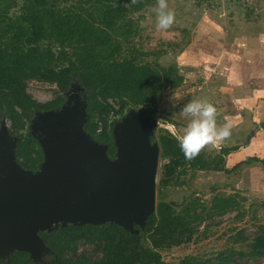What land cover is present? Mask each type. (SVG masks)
Listing matches in <instances>:
<instances>
[{
  "label": "trees",
  "instance_id": "16d2710c",
  "mask_svg": "<svg viewBox=\"0 0 264 264\" xmlns=\"http://www.w3.org/2000/svg\"><path fill=\"white\" fill-rule=\"evenodd\" d=\"M70 1L71 5L63 7L57 0H0V115L10 121L9 132L17 133L35 112L55 109L64 101L59 94L49 101L37 102L27 92L28 80L55 84L62 93L76 78L87 94L88 120L83 129L106 144L108 155L114 157L108 114L121 113L129 103L152 101L162 82L175 87L181 77L171 67L164 69L140 62L136 49L124 47L137 32L130 14L156 0ZM12 9L15 11L11 12ZM108 98L117 102V109ZM254 133L255 129L249 130L246 143ZM158 139L162 159L158 200L144 220L145 227L130 231L117 223L104 222L68 224L50 232L40 231L52 254L48 264H170L162 259L160 250L180 244L184 236L191 237L196 224L223 215L237 205L233 197L214 195L208 207L198 199L179 206L163 201L161 189L188 169L230 173L253 163L264 167L263 155L247 156L225 168L224 157L237 149L236 145L219 147L211 158L201 149L188 159L171 132L159 135ZM15 156L23 168L30 170L38 169L43 160L33 137L19 140ZM257 231L246 251L237 252L235 258L226 251L214 257L189 254L177 264H251L250 257H264V225L259 224ZM238 236L239 233L235 235ZM80 245H88L90 252L78 251ZM93 253L99 255L92 257ZM6 261L38 264L27 252L19 250L10 251Z\"/></svg>",
  "mask_w": 264,
  "mask_h": 264
},
{
  "label": "rangeland",
  "instance_id": "374dc122",
  "mask_svg": "<svg viewBox=\"0 0 264 264\" xmlns=\"http://www.w3.org/2000/svg\"><path fill=\"white\" fill-rule=\"evenodd\" d=\"M57 1L63 7L72 3L70 0ZM167 3L176 14L172 26L166 30L156 27L154 12L156 0L143 10L130 14L137 25V32L128 43H124V47H128L129 50L136 49L140 62L164 69L171 67L176 72V76L181 77V81L175 87L162 82L152 101L136 105L129 103L119 114L110 112L107 123L109 127L111 126L113 143L115 132L122 121L141 117L144 121L155 123L148 132V140L150 144L156 143L159 148V135L168 134V131L176 137L183 134L190 117L183 116L180 108L192 99H207L217 107L218 126L232 121V130L231 136L227 139L202 148L205 155L211 158L222 145H236L238 148L224 157L225 168H230L250 154L258 155L257 157L260 154L262 157L264 133L260 136L261 141L255 138L246 144L247 131L253 127L251 120L246 117L248 112H245V109L249 110L255 104L254 98L257 100L264 89V82L260 81L259 86L257 80V72H264V45H259L264 43V0H167ZM14 11L15 9H12L11 12ZM207 31H210L208 37L205 35ZM242 43L243 46L259 49H254L255 54L241 55L238 51H241L239 48L242 47ZM249 87H253L257 95H246ZM27 92L39 103L49 101L59 94L64 101L53 110L35 112L23 129L14 134L9 132L10 121L0 115V127L1 123L5 124L14 155L19 140L24 137H33L42 151V146L36 138L38 120L41 121V127L43 122L46 123L49 119L67 111L75 118L81 113H87V94L76 78L72 79L69 87L62 93L55 84L28 80ZM107 100L114 109H117L116 101L110 98ZM253 107L256 113L258 109ZM243 113L245 116H242ZM259 118L255 119L254 128L264 123V120L261 122ZM87 120L88 116L85 123ZM89 137L96 141L90 134ZM152 137L154 140H151ZM107 156L114 159L116 154L110 157L107 153ZM15 160L17 161L16 156ZM161 163L159 149L155 204L158 200L157 188ZM161 191L163 201H172L179 206L198 199L208 207L214 195L233 197L237 205L223 215H214L198 226L196 224L191 237L184 236L180 244L160 250L162 259L170 264H177L181 258L189 254L214 257L221 251L229 252L235 258L237 252L246 251L247 243L258 232V225H264V167L259 163L238 167L230 173L188 169L185 174L178 176L174 183L165 186ZM8 222H10L9 218L0 214V256L7 259L5 253L12 246L14 248L19 244L29 247L38 241L37 246L44 247L40 236L37 239L34 235L28 236L21 227H14ZM144 223L145 221L140 225L133 221L130 229L132 231L143 229ZM58 227L63 225L57 224L49 229H36V231L39 234L40 231L50 232ZM237 233L239 236L235 237ZM80 250L89 253L90 247L80 245L78 251ZM91 255L96 257L99 254ZM51 259V252L46 250H41L37 256L31 257V260L38 264H48ZM248 262L264 264V257H250Z\"/></svg>",
  "mask_w": 264,
  "mask_h": 264
},
{
  "label": "water",
  "instance_id": "95a60500",
  "mask_svg": "<svg viewBox=\"0 0 264 264\" xmlns=\"http://www.w3.org/2000/svg\"><path fill=\"white\" fill-rule=\"evenodd\" d=\"M69 115L59 114L41 127V121L36 122L43 154L36 170L15 160L1 123L0 214L36 239L40 236L36 229L57 224L111 222L130 231L133 221L142 225L155 204L159 148L148 140L155 123L141 117L122 121L114 136L116 157L110 159L108 146L92 140L83 129L88 114ZM41 242L44 247H38V241L29 247L12 246L5 255L19 250L35 257L41 250L49 251L42 238Z\"/></svg>",
  "mask_w": 264,
  "mask_h": 264
},
{
  "label": "clouds",
  "instance_id": "9594fccd",
  "mask_svg": "<svg viewBox=\"0 0 264 264\" xmlns=\"http://www.w3.org/2000/svg\"><path fill=\"white\" fill-rule=\"evenodd\" d=\"M156 27L166 30L175 21V11L169 8L167 0H157L154 8ZM180 113L190 117L183 134L178 136V143L185 157H195L202 148L209 144H216L231 136V123L217 124V107L207 99H192L186 102ZM0 264H7L6 258L0 256Z\"/></svg>",
  "mask_w": 264,
  "mask_h": 264
},
{
  "label": "crops",
  "instance_id": "0c3cea01",
  "mask_svg": "<svg viewBox=\"0 0 264 264\" xmlns=\"http://www.w3.org/2000/svg\"><path fill=\"white\" fill-rule=\"evenodd\" d=\"M210 31H207V33L205 34L206 35V37H208L210 34ZM263 41H264V39H263ZM259 45H264V43L263 44H259ZM264 47V46H263ZM254 49H256V50H258L259 48H252V47H250V46H243V43H242V47H240L239 48V50H241V51H238L239 53H241V55H243V54H246V55H250V53H252V54H255V51H254ZM252 51V52H251ZM256 56V55H255ZM244 57H246V56H244ZM201 65V64H200ZM201 66H203V65H201ZM257 75H258V78H257V80H258V82H259V86H260V81H262V82H264V72L263 73H258L257 72ZM261 87H262V85H261ZM226 89H228V87L226 88ZM263 91H261V95H258L259 97H257L258 99L256 100L255 98H254V100H253V102H255V104H253V106H255L256 107V109H258V111L256 112V113H258V114H256L255 113V110H253V109H255L253 106H251V108L248 110V109H245V112H248V115L246 116L249 120H251V122H252V126L251 127H253L252 129H255V133H254V135L249 139V141L247 142V143H250L251 141H253V140H255V138H256V140H259V141H261V138H260V136H262V134L264 133V123H261L260 125H258L257 126V128H254V126H255V119H257V117L259 118V121H263L264 120V115H262V113H263V111H264V89H262ZM254 92V93H253ZM246 95H249V96H252V95H257V94H255V89H254V91H253V87H249V89H247V92L245 93ZM243 112H244V109L242 108L241 109ZM242 111H241V113H242ZM242 116H245V114L243 113L242 114ZM257 116V117H256ZM230 121V120H229ZM230 123H231V125H232V121H230ZM251 129V130H252ZM250 130V129H249ZM249 130L247 131V133L249 132ZM264 138V137H263ZM262 138V139H263ZM246 143V144H247ZM222 146H225V147H229V145H222ZM240 148V147H239ZM257 155V154H256ZM264 155V154H263ZM248 156H254V155H252V154H250V155H248ZM258 156V155H257ZM256 156V157H257ZM259 157H260V154H259ZM232 166V165H231Z\"/></svg>",
  "mask_w": 264,
  "mask_h": 264
},
{
  "label": "built area",
  "instance_id": "2783aa9c",
  "mask_svg": "<svg viewBox=\"0 0 264 264\" xmlns=\"http://www.w3.org/2000/svg\"><path fill=\"white\" fill-rule=\"evenodd\" d=\"M100 128V127H99ZM99 128H98V130H99Z\"/></svg>",
  "mask_w": 264,
  "mask_h": 264
}]
</instances>
